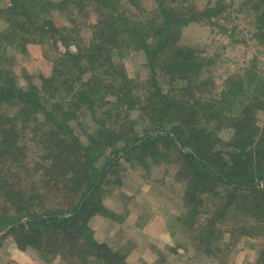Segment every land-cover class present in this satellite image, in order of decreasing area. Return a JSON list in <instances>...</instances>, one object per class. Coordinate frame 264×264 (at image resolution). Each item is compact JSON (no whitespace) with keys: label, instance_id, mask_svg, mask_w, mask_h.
<instances>
[{"label":"trees","instance_id":"obj_1","mask_svg":"<svg viewBox=\"0 0 264 264\" xmlns=\"http://www.w3.org/2000/svg\"><path fill=\"white\" fill-rule=\"evenodd\" d=\"M85 1L98 16L87 39L79 28L51 25L48 16L54 11L75 8L87 16ZM135 1L140 0H129V5L122 0H15L5 11L0 233L6 234L0 243L6 238L21 251L30 248L47 264L57 256L64 264H127L125 254L96 242L88 226L95 215L114 218L97 195L120 152L125 161L137 159L141 166L148 157L155 161L156 154L181 165L178 177L186 181L181 226L195 250L191 264L223 251L216 244L229 232L220 227L228 220L246 222L229 236L264 233V120L258 118L264 113V78L253 72L230 77L218 92L210 59L180 44L182 29L192 23L232 22L226 3L231 0L200 8L194 0H146L150 11L137 7V14ZM250 4L251 35L264 47V0ZM59 31L64 52H57ZM49 42L55 54L50 72L40 76V87L27 75L28 86L22 87L13 71L2 68L10 60L7 48L50 47ZM129 53L142 54L145 78L139 83L119 63ZM39 114L47 119L35 122L32 133L38 139L31 140L23 121H36ZM82 118L90 121L88 144L70 125ZM223 131L231 132L229 140L222 139ZM29 141L39 154L33 165L26 161ZM257 257L253 264H264V249Z\"/></svg>","mask_w":264,"mask_h":264},{"label":"rangeland","instance_id":"obj_2","mask_svg":"<svg viewBox=\"0 0 264 264\" xmlns=\"http://www.w3.org/2000/svg\"><path fill=\"white\" fill-rule=\"evenodd\" d=\"M42 1L54 3L60 0ZM122 1H126L129 5V0ZM194 1L196 8H200L199 5H205L213 0ZM14 2L15 0H0V33L2 34H5L6 31L3 30L9 25L5 11L11 8ZM135 2L138 5L132 6V10L136 14L137 7L150 11L151 3L146 0ZM226 3L227 5L231 4L230 9L234 17V19L231 18L232 22L220 19L216 23L215 19L212 20L213 22L192 23L182 29L180 36L182 46L196 49L200 58L210 59L209 62L213 64L210 66V75L218 92L222 83L230 77L242 76L246 78L248 72H253L257 77L264 78V47L251 35L249 19L251 0H231L230 3L229 1ZM85 5L88 6V1H85ZM85 8L89 11L87 16L84 15V11L80 13L78 9L74 8V10H65L62 14L54 11L48 16L50 19L47 18L51 25L58 26L60 29L61 27H66L67 30L79 28L82 30L80 35L87 39L91 33L90 24L94 23L98 16L96 17L97 13L93 11L92 4ZM71 22L76 23L72 24ZM61 37L59 31V35L55 38L57 52L65 51ZM50 43H48L50 47L28 44L26 47L7 48L6 54L10 60L2 68L13 71L22 87L28 86L26 85L28 80L23 79L25 75L29 76L32 85L40 87V76L50 72L51 61L55 54ZM69 50L74 51V47L70 46ZM126 57L128 58L123 61L119 59V63L124 66L126 76L135 80L136 83L144 80L142 54L129 53ZM0 79L4 80L3 77ZM9 107L10 109L6 111H9L8 115L12 117L14 114L12 105ZM25 112L26 116L31 114V110ZM135 114L137 112L132 114L130 119H133ZM38 116L39 118H35L36 121H33L32 118L29 121L25 119L23 121L25 135L31 140L38 139L32 133L35 122L47 119L42 117V114ZM19 118L23 119L21 116ZM258 118L264 120V113H259ZM79 121H71L70 125L76 130L75 132L83 144H88L87 134L90 132V121L88 118H82ZM220 136L222 139L229 140L231 132L223 131ZM117 146L122 147L123 144ZM28 148L26 161L33 165L38 160V150L35 149L34 153L33 148L35 147L30 141ZM156 155L155 161L148 157L146 166H141L137 163V159H131L132 163H129L125 161L124 153L118 154L117 165L106 176L97 195L99 199L97 200L114 215V218L95 215L89 220L88 226L92 238L96 242L106 244L110 248L117 245L116 250L125 254V261L131 253L129 249L138 246L133 252L132 259L136 257L139 264H191V260L195 261V250L190 237H187L189 233L181 226V217L185 211L182 197L186 188V181L178 177L181 174V165H177L175 162L168 164L167 158H164L166 155ZM101 164L98 163L99 166ZM48 205H50L49 202H47ZM208 206L209 209L213 208ZM200 217L206 219L205 215ZM23 222L25 220H21L20 223ZM244 223L246 222L228 220L220 227L232 234L231 231H239ZM4 232L5 230L0 233V237L5 236ZM114 233L116 235L110 237ZM158 233L165 237L161 241L163 246L160 250L153 246L157 237L155 235ZM228 233L224 234L216 244L221 245L223 251L217 253L213 258H205L201 264H253L258 251L264 249V233L256 231L251 237L229 236ZM258 234L260 235L258 236ZM5 240L6 238L0 243V264H18V260H21V264H47L38 257L34 250L28 248L21 251L14 244L9 245V240ZM140 245L142 247H139ZM170 248L175 249L176 252L172 253ZM28 254L33 256H28ZM132 259L129 260L130 263H133ZM50 264H64V262L57 256Z\"/></svg>","mask_w":264,"mask_h":264},{"label":"crops","instance_id":"obj_3","mask_svg":"<svg viewBox=\"0 0 264 264\" xmlns=\"http://www.w3.org/2000/svg\"><path fill=\"white\" fill-rule=\"evenodd\" d=\"M101 218V217H100ZM94 219V218H93ZM105 220V219H104ZM114 235H116V233H114L113 235H110V237H112V236H114ZM155 236H157L156 237V239H155V243L153 242V246L155 247V248H157L158 250H160V248H161V246H163V245H161V241H163L164 239H165V237L163 236V234H160V233H158V234H156ZM117 246V245H116ZM116 246H112L111 248L112 249H114V250H116ZM139 247H142V245H140ZM138 248V246H136L135 248H131V249H129V250H131V253H130V255H129V257H127V259H126V262H129V260H131L132 259V257H133V252L136 250ZM140 250H143V249H140ZM27 252H29V251H27ZM30 253V252H29ZM19 254H21V253H19ZM29 255H31V254H28V256ZM17 256H19V255H17ZM31 256H33V255H31ZM24 258V257H23ZM141 258L143 259V256H141ZM14 259H16V258H14ZM18 259H19V257H18ZM17 260V259H16ZM137 258L136 257H134L133 259H132V261H133V263H127V264H139L138 262H137ZM8 261V260H7ZM31 262H32V260H30ZM18 264H21V260H18Z\"/></svg>","mask_w":264,"mask_h":264},{"label":"water","instance_id":"obj_4","mask_svg":"<svg viewBox=\"0 0 264 264\" xmlns=\"http://www.w3.org/2000/svg\"><path fill=\"white\" fill-rule=\"evenodd\" d=\"M5 232H6V231H5ZM5 232H4V233H5ZM4 233H3V234H4Z\"/></svg>","mask_w":264,"mask_h":264}]
</instances>
